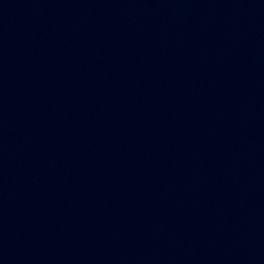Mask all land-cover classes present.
<instances>
[{
    "label": "water",
    "instance_id": "1",
    "mask_svg": "<svg viewBox=\"0 0 264 264\" xmlns=\"http://www.w3.org/2000/svg\"><path fill=\"white\" fill-rule=\"evenodd\" d=\"M0 264H264V0H0Z\"/></svg>",
    "mask_w": 264,
    "mask_h": 264
}]
</instances>
